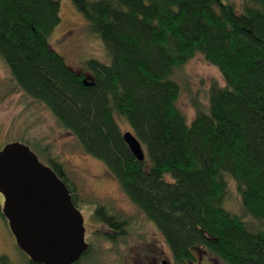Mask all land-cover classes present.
Listing matches in <instances>:
<instances>
[{
  "label": "trees",
  "instance_id": "trees-1",
  "mask_svg": "<svg viewBox=\"0 0 264 264\" xmlns=\"http://www.w3.org/2000/svg\"><path fill=\"white\" fill-rule=\"evenodd\" d=\"M71 1L110 63L88 61V79L51 47L57 0H0V59L18 88L104 164L162 235L174 264H193L198 250L220 264H264V0H242L241 12L229 0ZM196 55L219 70L224 85L210 86L207 106L193 101L188 122L174 75ZM116 116L140 142L143 162ZM23 144L46 159L74 206L98 223L74 264L101 242L126 239L132 219L82 201L49 145ZM229 180L239 213L226 206ZM0 217L8 225L1 207ZM0 264L13 263L1 255Z\"/></svg>",
  "mask_w": 264,
  "mask_h": 264
},
{
  "label": "rangeland",
  "instance_id": "rangeland-1",
  "mask_svg": "<svg viewBox=\"0 0 264 264\" xmlns=\"http://www.w3.org/2000/svg\"><path fill=\"white\" fill-rule=\"evenodd\" d=\"M57 1L60 4V23L50 35L49 44L71 69L92 79V74L85 70L86 63L98 60L109 64L110 58L103 43L91 31L89 23L76 10L73 2ZM229 1L241 12L242 0ZM174 78L181 86L177 106L188 122L195 116L193 101L207 106L210 86L214 83L224 85L219 70L207 63L201 55H196L177 70ZM118 119L117 117L116 121L122 132H131L125 120ZM26 141L50 146L52 153L63 163L69 180L82 201L108 205L133 221V227L124 241L118 244L101 242L79 264H174L162 235L130 202L104 164L86 155L76 139L58 126L49 111L23 94L0 59V150L9 143ZM36 154L42 163L48 165L40 153ZM2 204L0 200L1 208ZM226 206L234 213L240 212V196L231 180ZM83 217L85 237L88 238L98 223L86 215ZM1 255H6L13 264L28 262L8 225L0 217ZM195 257L193 264H220L217 259L208 256L205 250L196 251Z\"/></svg>",
  "mask_w": 264,
  "mask_h": 264
},
{
  "label": "water",
  "instance_id": "water-1",
  "mask_svg": "<svg viewBox=\"0 0 264 264\" xmlns=\"http://www.w3.org/2000/svg\"><path fill=\"white\" fill-rule=\"evenodd\" d=\"M123 139L143 162L137 138L126 132ZM0 194L16 244L33 263L74 264L87 251L82 213L65 184L27 145L13 142L0 150Z\"/></svg>",
  "mask_w": 264,
  "mask_h": 264
},
{
  "label": "flooded vegetation",
  "instance_id": "flooded-vegetation-1",
  "mask_svg": "<svg viewBox=\"0 0 264 264\" xmlns=\"http://www.w3.org/2000/svg\"><path fill=\"white\" fill-rule=\"evenodd\" d=\"M0 200L2 201V203L4 202V198L3 196L0 194ZM3 205V204H2ZM86 229V228H85Z\"/></svg>",
  "mask_w": 264,
  "mask_h": 264
}]
</instances>
